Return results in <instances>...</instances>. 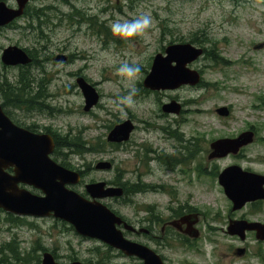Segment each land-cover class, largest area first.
Returning <instances> with one entry per match:
<instances>
[{
    "label": "rangeland",
    "instance_id": "374dc122",
    "mask_svg": "<svg viewBox=\"0 0 264 264\" xmlns=\"http://www.w3.org/2000/svg\"><path fill=\"white\" fill-rule=\"evenodd\" d=\"M63 5L61 9L67 11ZM142 6L138 11L129 12L128 17L150 14L152 27L142 36L127 40L112 34L117 42L111 40V36H91L85 33V25L79 30L77 25L58 21L56 17L55 24L44 29L47 34L44 39L22 27L0 33L3 48L17 44L24 49H36L42 64L33 66L34 74L49 81L47 94L40 95L39 99L49 110L27 111L14 107L10 109L12 118L20 125H36L40 131L49 127L61 139L82 136L93 150L83 155L64 150L63 160L77 171L92 164L93 169L87 172L85 182L109 181L119 175L121 182L143 184L144 191L131 192L130 199L121 198L118 202L104 199L127 217L139 215L142 202L160 206L190 203L202 212L207 207V231L204 230L203 214L197 228L203 234L207 233L211 240L207 241V264H211L217 257L221 258L224 246L232 242L226 237L227 223L223 220L231 211L232 203L218 182L220 171L238 164L243 169L264 175V0H240L238 3L231 0H147ZM151 6L154 12L149 9ZM26 22L25 18L18 21L21 26ZM193 33L201 42L210 40L207 48L209 44L215 46V49L207 50L212 52L214 49L216 58H212V54L211 58L202 57L191 64L207 85H184L173 90L144 87L143 80L155 54L169 43L188 41ZM61 53L69 54L71 62L44 61L45 56L57 57ZM123 62H135L142 67L138 78L128 83L129 88L138 89L136 104L125 108L116 103L119 96L128 92L117 74ZM17 74V68L9 69L8 81L15 82ZM78 76L89 80L101 93L99 103L92 111L83 110L85 99L76 83ZM171 100L182 104L180 113L162 110V105ZM220 107H227L229 115L220 116L216 112ZM126 119L136 125L131 140L115 147L109 145L107 126ZM250 129L255 132L254 141L241 150V158L232 155L208 158L211 142L234 138ZM191 147H197L195 156L185 160L184 164L169 166L172 169L153 158L155 153L147 152L154 148L180 158L188 155ZM99 160L113 161V169H95ZM74 187L79 192L85 191L84 184ZM153 188L157 192H152ZM251 207L246 204L234 213L240 216L248 213ZM262 207L263 215L259 217L264 219V205ZM8 215L5 211L0 212V246L15 240L22 252L43 245L55 252L60 262H69V255L95 264L140 261L126 255L108 261L100 241L80 236L65 221L28 216L26 224L17 225ZM201 239L194 251L180 245L173 253L165 248L161 251L173 264H204V238ZM247 241L250 243L248 255L238 262L264 264L263 259L254 258L257 246L253 237ZM97 246L101 247L100 252L95 251Z\"/></svg>",
    "mask_w": 264,
    "mask_h": 264
},
{
    "label": "water",
    "instance_id": "95a60500",
    "mask_svg": "<svg viewBox=\"0 0 264 264\" xmlns=\"http://www.w3.org/2000/svg\"><path fill=\"white\" fill-rule=\"evenodd\" d=\"M17 9L9 8L0 2V25L20 17L29 0H17ZM204 50L192 43L169 44L164 53H157L152 61L149 73L143 85L150 90H173L184 85L196 86L202 80L201 73L191 68L193 61L203 57ZM1 60L7 66H25L31 63V57L25 49L18 45L5 47ZM57 61H65L66 57L58 55ZM85 99L84 111H90L99 101L96 88L84 77L76 79ZM182 104L171 100L162 105L166 113H180ZM220 116H228L227 107L217 108ZM135 124L126 119L117 124L107 135L112 143L129 140ZM255 132L250 129L241 132L234 138H221L210 143V160L238 155L240 151L254 141ZM55 149L53 137L47 133H34L17 125L8 117L0 104V208L18 216L37 218L53 217L69 223L82 237L98 240L121 250L127 256H134L144 264H165L159 254L151 248L129 240L123 235L118 225L123 222L104 199L123 196L121 186H108L105 181L90 182L85 185L87 196L82 195L74 186L81 182L79 171L57 164L51 154ZM8 166L15 167V175L5 172ZM112 163L100 160L96 169L110 170ZM218 182L225 195L232 202L233 210L243 208L247 203L264 200V175L238 164L225 167L218 175ZM19 183L33 186L41 191L35 194ZM198 220L191 223L193 237L199 236V230L193 227ZM127 225V224H126ZM228 233L239 235L245 240L247 231H255L256 237L264 240V223L246 219L231 220ZM1 264V263H0ZM40 264H95L73 260L59 262L50 251H45Z\"/></svg>",
    "mask_w": 264,
    "mask_h": 264
},
{
    "label": "flooded vegetation",
    "instance_id": "af4514ba",
    "mask_svg": "<svg viewBox=\"0 0 264 264\" xmlns=\"http://www.w3.org/2000/svg\"><path fill=\"white\" fill-rule=\"evenodd\" d=\"M1 1L4 2L9 8L17 9L19 7V3L17 0H0V2ZM44 1L45 0H29L24 8L23 14L20 17L15 18L14 20L8 22L7 24L0 25V33L7 31V30H15L16 28L22 27L24 29H30L31 31L35 33L37 37L44 39L47 36L44 29L46 27H49L50 25H54L55 23L53 20H54V17H56L58 21L66 20L72 25H77L79 30H82V26L85 25L86 26L85 33L91 36L105 35L108 38L111 36V40L117 42L118 39L114 37L115 35L114 36L112 35L113 33L109 25L116 18H120V19L126 18L129 20L132 19L131 17H128V13L131 11H138V9L143 7L142 5L145 2H147V0H116L117 3H115L113 0H53L51 3L46 4ZM182 1L184 2L185 0H182ZM231 1H235L238 3L240 0H231ZM61 2L64 3L63 6L67 9V11H63L61 9V4H62ZM149 9L152 10L153 7L151 6L149 7ZM154 10L152 11L154 12ZM49 11H52V12L49 13ZM53 11H55L56 14ZM57 14H59V16ZM156 17H157V14H156ZM21 18L23 19L25 18V20L27 21L25 25H22V26L19 25L18 21ZM106 43L104 42V44ZM193 43H197V42H193ZM205 44H207L206 41H205ZM12 45H17V44H12ZM164 47H162V51H164L163 50ZM4 48L2 47V45H0V81H2L4 78H6L7 80H10L7 75L9 69L17 68L18 74H19L20 67H21V66H7L3 64L1 60V53ZM42 48L45 49V45H43ZM58 55H63L66 57V60L63 62L69 63L72 60L69 54L61 53ZM53 59L56 60V57L45 56L44 61L53 60ZM33 61L34 59L31 56V63H33ZM36 76L39 77V75L37 74ZM45 82H47V84L45 85H47L46 88L48 89L49 81L45 80ZM35 91L36 90L34 89L32 92H34L35 94ZM97 92L99 94V99H100L101 93H99V91ZM2 95L3 94L1 93L0 94V104L5 114L8 117H10L13 120V122H15V120L12 118L13 117L11 114L12 111L10 110L11 108L16 107L14 105V101L13 100L7 101V99H5L4 96ZM96 105L94 106V108L96 107ZM94 108H92L90 111H92ZM15 123L19 126L29 129L31 132H34V133L50 134L53 137L54 142H55V149L53 153L51 154V158L57 164L68 168L65 164L66 161L63 160L65 153L63 150L59 151V148H58L59 146H58L57 134H54L53 131L51 132L46 131L45 129L44 131H40L37 129L36 125H20L17 122ZM119 123H116L112 126H107V129H108L107 134ZM135 129H136V125H135L133 132L135 131ZM133 132L131 133V135L133 134ZM130 140H131V136L128 141L118 143V145L127 144V142H129ZM149 151L155 153V155H153V158H155L156 160H157L156 156L159 154H164L159 158H163V157L173 158L176 156V155L174 156L170 155L169 153H166L164 151L163 152L158 151V150L156 151L154 150V148L151 150L149 149ZM110 162H112L113 164V161L110 160ZM85 167H86L85 169L80 168L79 170L82 176L81 184H84V189H85L86 184L90 182H96L95 180L85 182L84 177H86L87 172L89 173V170L93 169V165L90 164ZM113 167H114V164L112 166V169ZM167 167L172 169L171 167H169V165H167ZM94 168L96 169V166H94ZM4 170L9 175H15L16 173L14 166H8ZM117 179L122 180L121 176L119 178V175H118L115 179L112 178L109 181L105 180V182L108 186H121L123 189V196L107 198V200L112 199L118 202V200H120L123 197H126V194L129 193L126 191V188L124 185L122 186L115 182ZM123 182H125L124 183L125 185L127 184V181H123ZM19 187L25 188L38 195L42 194L39 189L33 186H30V185L19 183ZM158 191H160V189ZM152 192H157V191L153 188ZM83 193H85L86 195L85 191ZM105 200H104V203L111 210H113V212H115L119 217L122 218L123 222L118 225V228L123 232V235L129 240L138 242L144 246H147L148 248H151L153 251H155L157 254L161 256L165 264H173V263L171 259L168 256H166L163 253V251H161L162 248L168 249L169 251L173 253L175 251L174 249L178 248L180 245L182 246L181 248L183 249L187 247L194 251L195 247L199 246L202 240L201 238H204V245L202 249L205 251L204 264H207V241H211V240L207 238V233L203 234L201 229L197 228L200 222V216L201 214H203L205 218V221L203 223L204 230L207 231V228L205 229V227H207V222H208L207 207H205L204 212H202V211H199L197 207H195L194 205L190 203H182V204H177L174 206L169 203V204H165V206H160V205L148 204V203L142 202L143 206L141 209H139V215H135L134 217H127L126 215L121 213L118 208H114L113 205H111V203H106ZM247 204H250L252 206L248 213H243L240 216H236L234 212L239 211L241 209L233 210L231 208V211L225 214L226 219H223V220H226L227 227H226V232L225 230L224 232L226 234V237L232 239V242H229L227 245L224 246V249L221 251V258H218L216 256L217 258L213 262H211V264H238V263L242 264V262H238V261H242L244 257L248 255V252L250 250V243L247 240L250 239L251 237H253L254 244H256L257 246L256 254L254 258L257 259L258 261L259 259L264 260V240L258 239L256 237L255 231H247L245 240H242L239 235H231L228 233V230H227L230 221L233 219H246L249 221H258V222L264 223V219H261L259 217L260 215H263L261 211L263 208L262 205H264V200L250 202ZM253 211L257 213L254 214ZM195 220H198V222L194 224L193 227H196L197 229H199L200 234L198 237H193L190 234L191 232H193L191 223ZM100 244L106 249V253L108 254L110 253L109 258L111 257V259L125 255L121 250H118L110 245H106L105 243H101V242ZM100 248L101 247H98V249ZM198 250L200 252L201 249L198 248ZM44 252L45 251H41V261H42V255ZM129 257L134 258L133 256H129ZM8 263L9 264H19V262L11 261V260H9ZM1 264H4V263H1ZM101 264H105V263L101 262ZM134 264H144V262L140 260L138 263H134Z\"/></svg>",
    "mask_w": 264,
    "mask_h": 264
},
{
    "label": "trees",
    "instance_id": "16d2710c",
    "mask_svg": "<svg viewBox=\"0 0 264 264\" xmlns=\"http://www.w3.org/2000/svg\"><path fill=\"white\" fill-rule=\"evenodd\" d=\"M205 34V32H204ZM190 42H197L199 43L202 47H204L205 49V57L207 58H211L214 54V56L212 58H216L215 56V46L214 44H209L210 46H208L205 44L204 42H201L198 39V36H195V33H193L189 39ZM207 43H211L209 39H207ZM214 48L212 50V52H209V48ZM27 52L33 57L34 61L33 63H31L28 66H23L20 67V71L18 76L16 77V81L13 83H10L6 78H4L2 81H0V91L3 94L2 96H4L5 99H7V101H14V105L19 108V109H24V110H32V111H37V110H44L47 112V109L49 110V107L47 105L44 104V102H40V95H45V92L48 91L49 89L46 88L47 82H45L44 78H40L37 77L36 74H34V67L33 66H39L41 63V59H40V55H38V53L36 52V49L30 50V49H26ZM215 60V59H214ZM221 62L223 63V60L221 59ZM32 75L34 76V78L32 77ZM207 85L204 80H201L200 84L198 85L199 87ZM36 89L35 94H32V91ZM0 93V94H1ZM47 94V92H46ZM34 105H37L34 107ZM164 128V127H163ZM44 129L46 131L51 132L52 129L49 127H44ZM54 134H56L53 131ZM58 137V136H57ZM109 145L111 144V146H118V144H113V143H108ZM88 143L82 138V136L78 135L76 137H66L64 136V138L61 139V137H58V148L59 151H64V150H68L71 151L73 153L76 154H80L83 155L85 153H88L89 151H92L93 149L87 146ZM197 151V147L194 149V147H191L189 150L188 155L186 156H181L182 157H173V158H159L164 154H159L156 157L158 158V160H160L161 162H163L165 165H169V166H175L178 164H184L185 160H189L190 158H192L193 156H195V152ZM147 152H149V150H147ZM238 156H240L241 158V154H239ZM67 167L73 169L67 162L65 163ZM198 171H200L199 168H197ZM120 178V177H119ZM116 183H118L119 185H124L126 188V191L129 192L128 194H126V197H123L122 199H130L129 194L131 192H138V191H144L145 186L141 183H129L127 182V184L125 185V182H121L120 179H117L115 181ZM128 185V186H127ZM85 195V193H83ZM0 212H2V210L0 209ZM8 217H10V219H13L17 225L20 224H26V217H21V216H15L13 214L8 213ZM66 223V222H65ZM31 224V223H28ZM71 228H73L72 226H70ZM20 246H19V242L12 240L9 243H5L3 245L0 246V263H4V264H9L8 261H17L19 262V264H38L41 261V251H49L48 248H46L43 245H37L36 247H33L29 250H25V251H20ZM38 249V250H37ZM7 251L5 254L4 252ZM96 252H100V249H98V247L95 248ZM53 255L56 257V259H58V256L55 255V252H52ZM108 259L110 260L111 257L110 253H106ZM69 261L72 260H77L76 257L69 255L68 257ZM90 261V260H88Z\"/></svg>",
    "mask_w": 264,
    "mask_h": 264
},
{
    "label": "clouds",
    "instance_id": "9594fccd",
    "mask_svg": "<svg viewBox=\"0 0 264 264\" xmlns=\"http://www.w3.org/2000/svg\"><path fill=\"white\" fill-rule=\"evenodd\" d=\"M152 23L153 19L150 14L141 13L130 20L116 18L109 27L113 35L127 40L136 36H142L152 27ZM141 71V65L135 62H123L117 69V74L122 78V83L128 88L127 94L119 96L116 100V103L120 107H132L136 104L135 97L138 95V89L134 87L129 88L128 83L137 79Z\"/></svg>",
    "mask_w": 264,
    "mask_h": 264
}]
</instances>
